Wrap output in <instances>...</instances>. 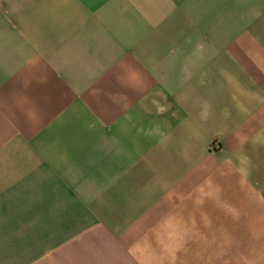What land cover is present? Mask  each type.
Here are the masks:
<instances>
[{"label":"crops","instance_id":"crops-1","mask_svg":"<svg viewBox=\"0 0 264 264\" xmlns=\"http://www.w3.org/2000/svg\"><path fill=\"white\" fill-rule=\"evenodd\" d=\"M262 216L264 0H0V264H250Z\"/></svg>","mask_w":264,"mask_h":264},{"label":"rangeland","instance_id":"rangeland-1","mask_svg":"<svg viewBox=\"0 0 264 264\" xmlns=\"http://www.w3.org/2000/svg\"><path fill=\"white\" fill-rule=\"evenodd\" d=\"M235 174V170L234 169H230L229 171L224 169V170H220V172L218 173L216 180L213 182L214 184H217V186L213 187V192L214 191H218L219 193H242L246 191V187L247 185H243L242 183V178L241 177H236L234 176ZM215 179V178H213ZM212 180V179H211ZM250 181H247L246 183L248 184ZM213 184V185H214ZM251 189L253 191V185L251 186ZM250 189V190H251ZM262 204L260 202H250L249 204V208L255 209V208H259ZM264 217V216H262ZM255 220L257 221V217H251L250 216V226L253 228L256 224ZM241 220L236 221V224H240ZM262 224L264 226V218H262ZM262 226V227H263ZM237 236V234H236ZM256 235L252 234V245H253V238ZM262 236V240H264V234L261 235ZM258 237V234H257ZM258 239V238H257ZM237 241V240H236ZM250 246V250H249V256H250V264H264V244H262V248L258 249L257 247H253ZM236 252H240L239 249L236 248ZM245 254H246V258L248 257V250H245ZM248 264V263H245Z\"/></svg>","mask_w":264,"mask_h":264}]
</instances>
